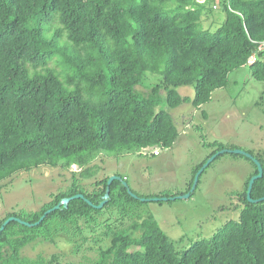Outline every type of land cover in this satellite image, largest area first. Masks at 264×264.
<instances>
[{"label": "trees", "instance_id": "16d2710c", "mask_svg": "<svg viewBox=\"0 0 264 264\" xmlns=\"http://www.w3.org/2000/svg\"><path fill=\"white\" fill-rule=\"evenodd\" d=\"M208 4L226 14L214 32L202 27ZM245 66L264 82V0H0V186L41 166H77L89 178L101 155L171 148L179 131L170 112L207 104ZM148 74L158 77L145 95L137 87ZM186 87L192 96L179 93ZM248 153L264 170L262 158ZM72 175L66 191L38 211L8 213L0 228L10 217L34 224L78 194L94 206L103 201L109 176L89 188ZM123 181H113L102 209L73 199L37 226L10 222L0 235V264H264V201L247 199L250 179L239 221L182 251L152 217L136 218L133 203L141 201ZM251 197H264V175ZM61 236L81 239L78 250L93 242L95 257L74 263L61 253L23 255Z\"/></svg>", "mask_w": 264, "mask_h": 264}, {"label": "rangeland", "instance_id": "374dc122", "mask_svg": "<svg viewBox=\"0 0 264 264\" xmlns=\"http://www.w3.org/2000/svg\"><path fill=\"white\" fill-rule=\"evenodd\" d=\"M202 13V27L211 32L223 24L226 16L220 7L211 10L210 4ZM157 77L148 74L144 86L137 89L146 95ZM228 79V85L214 91L210 102L200 108L184 104L170 112L179 131L178 140L171 148H148L141 154L118 157L101 155L91 163L90 169L94 172L89 178L80 177L81 170L77 166L69 171L41 166L3 182L0 220L14 211H38L55 194L71 186L72 172H75L80 182L89 188L106 176L124 177L141 201L133 203L136 218L152 217L179 251L197 240L213 237L229 222H238L246 182L256 172L255 164L244 156L225 153L216 157L200 175L190 198L165 202L149 200L187 194L195 170L221 146L252 152L264 161V82L252 78L249 66L232 71ZM179 93L192 96L193 88L179 89ZM155 150L158 156L154 155ZM122 217L128 222L132 220L120 214ZM78 241L81 239L61 236L55 245L29 246L23 250V255L34 258L61 253L63 261L74 263L94 258L95 251L89 249L93 242L79 245L78 250Z\"/></svg>", "mask_w": 264, "mask_h": 264}, {"label": "water", "instance_id": "95a60500", "mask_svg": "<svg viewBox=\"0 0 264 264\" xmlns=\"http://www.w3.org/2000/svg\"><path fill=\"white\" fill-rule=\"evenodd\" d=\"M225 153H231V154H237V155H242V156H245L247 157L248 159L252 160L253 163L257 166V170H258V173L256 175H254L250 181H249V185H248V191H247V199L252 202V203H255V202H263L264 201V197L261 198V199H258V200H253L252 197H251V193H252V189H253V186H254V183L261 179L264 175V170H263V166L261 164V162L256 159L252 154L246 152V151H242L240 149H222L220 150L219 152H217L216 154H214L211 158H209L207 160V162L203 165V167L197 172L195 178H194V182H193V185L190 189V191L185 194L184 196H179V197H173V198H168V197H165V198H154V199H149V200H152V201H170V200H178V199H187V198H190V196L192 195V193L195 192L196 188H197V185H198V182H199V179H200V175L202 174V172L205 170V168H207L215 159L216 157L222 155V154H225ZM115 180H118V181H123V179L121 177H118V176H113V177H110L109 180H108V183H107V189H106V193L103 197V201L99 204V205H96L94 206L91 201L85 199L84 195L82 194H78L74 197H71V198H65L63 199L58 205H56L54 208L48 210L45 212V214L41 217V219L34 223V224H30L28 222H25V221H22L21 219L19 218H16V217H10L8 218L4 224L2 225V227L0 228V235L2 233V231L4 230L5 226L8 225L10 222L12 221H17L19 223H21L22 225H25V226H37L39 225L40 223H42L45 219V217L50 214L51 212L53 211H56V210H59L61 209L62 206L64 207H68V204L70 203L71 200L73 199H85L87 201L88 204L94 206L95 208L97 209H102L105 204H107L109 202V198H110V192H111V184L113 183V181ZM123 184L124 186L127 188V191L128 193L135 199H139L138 196H136L132 190L130 189V187L128 186V184L126 182L123 181ZM140 200V199H139ZM148 199H142V201H147Z\"/></svg>", "mask_w": 264, "mask_h": 264}, {"label": "built area", "instance_id": "2783aa9c", "mask_svg": "<svg viewBox=\"0 0 264 264\" xmlns=\"http://www.w3.org/2000/svg\"><path fill=\"white\" fill-rule=\"evenodd\" d=\"M250 61L253 62L254 59L252 58ZM154 155H156V156L159 155V152H158L157 150H155V151H154Z\"/></svg>", "mask_w": 264, "mask_h": 264}, {"label": "crops", "instance_id": "0c3cea01", "mask_svg": "<svg viewBox=\"0 0 264 264\" xmlns=\"http://www.w3.org/2000/svg\"><path fill=\"white\" fill-rule=\"evenodd\" d=\"M158 156V155H157Z\"/></svg>", "mask_w": 264, "mask_h": 264}]
</instances>
